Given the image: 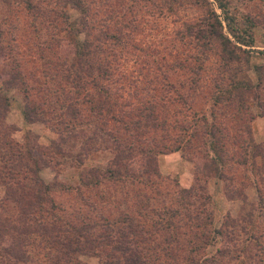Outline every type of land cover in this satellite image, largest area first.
<instances>
[{
    "label": "trees",
    "instance_id": "16d2710c",
    "mask_svg": "<svg viewBox=\"0 0 264 264\" xmlns=\"http://www.w3.org/2000/svg\"><path fill=\"white\" fill-rule=\"evenodd\" d=\"M132 1H157L168 14L193 5L202 9L199 17L182 20L177 39L182 41L183 57L165 65L167 70L185 75L179 88L166 85L174 88L193 115L190 128L182 129L186 139L190 141L203 126L204 155L199 172L187 187L179 188L177 208L161 207L162 216L154 213L155 217L144 215L139 220L126 213L111 219L99 214L96 222L82 213L74 220L61 214L63 210L51 196L53 190L70 188L57 179L60 165L80 169L77 190L96 185L100 178L143 185L146 177L157 174L156 154L180 147L148 145L147 134L167 131L155 112H160L159 103L173 100L165 93H150L147 100L136 97L137 102L121 100L124 87L114 78L121 40L117 33L92 25L91 9L96 0H0V264H83L80 258L85 255L96 257L99 264H264V224L247 212L242 218L225 215L217 228L212 227L207 208L210 197L204 184L213 175L227 182L222 166L264 159V143L254 142L250 136L249 122L255 115L249 113L239 124L244 139H240V151L235 155L234 143L222 133L225 127L214 119L220 106L235 109L240 116L252 105L260 110L264 107V65L248 63V50L253 46L251 29L256 24L244 15L243 27L236 25L227 0H214L221 18L206 7V0ZM99 5L106 6L102 0ZM19 18L28 31L27 39L37 49L43 76L54 85L47 90L41 86L38 92L43 91L44 96L58 92L56 107L51 108L44 98L39 102L31 99V87L17 57ZM258 53L264 59V51ZM209 59L217 64L208 79V121L192 106L203 86L201 73ZM251 69L255 81L246 74ZM135 86L130 95L139 94ZM180 88L185 93L181 94ZM13 91L22 97L23 119L50 126L57 139L42 145L29 131L15 139L16 128L5 122ZM99 153L109 155L104 167L84 165L88 157ZM45 168L53 171L50 182L40 175ZM227 186L229 183L225 191L236 195H230L231 199H245L242 190ZM182 227L188 228L190 238H186V252L179 255L172 247L179 241L175 234ZM215 243L214 252L206 254L205 249Z\"/></svg>",
    "mask_w": 264,
    "mask_h": 264
},
{
    "label": "rangeland",
    "instance_id": "374dc122",
    "mask_svg": "<svg viewBox=\"0 0 264 264\" xmlns=\"http://www.w3.org/2000/svg\"><path fill=\"white\" fill-rule=\"evenodd\" d=\"M102 1L105 2L106 6L99 5V0H96L92 7L91 23L95 29L104 30L107 33L114 32L120 37L121 57L118 60L114 78L124 87L121 100L123 98L126 99L125 101L137 102L136 97L147 100L150 93L156 95L165 93L173 101L171 103H159L160 112L156 110L155 114L160 117L168 129L164 132L158 129L147 134L150 139H146V141L150 140L148 145L165 144L168 147L178 146L180 148L175 151L161 150L160 153H157L155 158L157 174L146 177L144 180L146 184L143 185L139 183L130 184L126 180L111 181L100 178L96 185L89 188L81 187L80 190H77L75 186L78 183L80 169L78 171L72 165H60L57 179L70 188L53 190L51 196L58 208L63 210L60 213L70 220L77 219L79 213L90 215L91 219L96 222H99V214L111 219L126 213L139 220H143L144 215L155 217L154 213H159L162 216V206L169 209L178 207L180 202L176 200L180 198L179 188L187 187L190 184L193 177L199 172L203 161L201 158V155H204V146L201 145L202 140L205 139L203 126L200 128L201 132H197V135L190 141L186 139L187 135L182 129L186 126L190 128L193 115L189 113V110L183 106L173 92L174 88L178 87L184 78V72L171 71L165 68L166 63L171 62L174 58L181 59L183 57L182 41L178 42L177 39L183 28L182 20L199 17L203 12L196 5L168 14L159 8L157 1L148 4L144 2L135 3L132 0ZM227 1L229 2L228 13L236 25L243 27L244 15L249 16L256 24L251 29L253 46L248 50V63L252 67L264 65V59L258 53L264 51V3L261 0ZM206 2V7L212 8L221 18L214 0H206ZM22 20L19 18L15 34L19 48L17 57L20 61V68L24 72V78L31 87V99L39 102L44 98L51 108L56 107L58 92H45L46 96L43 95V91L38 92L42 87L47 90V86L54 87V85L47 77L43 76L44 69L37 58V49L30 42L31 40L27 39L26 32L28 31L23 27ZM226 33L229 35L227 31ZM216 64L217 60L215 59L207 61V69L201 73L203 86L199 90L200 93L195 96L192 106L204 113L208 121L210 120L208 104L211 91L208 79L214 71L210 69H214ZM242 70L245 74L244 66ZM121 74H124L125 78L121 79ZM246 74L252 81H255L252 69L248 70ZM166 83H171L174 88H169ZM262 83L264 85V75L262 76ZM134 84L139 94L130 95L129 93L134 90L131 89ZM127 92L128 94H126ZM179 92L185 93V89L180 88ZM11 95L5 122L16 128L14 131L15 139H19L26 131H29L30 136L32 135L42 145H46L50 139H57L58 136L51 130L50 126L41 122H26L21 113L23 100L20 93L13 91ZM261 109L252 105L248 112L242 116L239 113L237 115L235 109H227L223 106L217 107L214 111L215 121L225 127V131L223 130L222 133H226L229 141L234 143L232 149L234 155L240 151L237 147L241 142L240 139H244L240 134L239 124L245 117L248 119L249 113L255 115L249 122L250 136L254 142L264 143V107ZM259 111H263L261 116L257 115ZM108 157L109 155L102 153L92 154L84 165L104 167ZM220 169L224 176L229 179L227 182L214 175L207 180L205 179L204 182L210 197L207 208L211 211L212 227L217 228L225 215L242 218L247 212L252 213L254 221L264 224V159L256 158L254 164L231 163L222 166ZM40 175L44 181L50 182L53 171L50 168H45L41 170ZM228 183L227 189L242 190V194L245 195L243 201L240 197L230 198V195L234 194L225 191ZM196 206L197 204L194 209ZM150 208L153 210L151 211ZM187 230L188 228L182 227L175 234L179 241L174 243L172 247L174 253L181 255L186 252V238H190ZM262 242L264 244V241ZM216 247L217 243L213 247L206 248L205 253L214 252ZM80 259L83 264H99L94 256L85 255L81 256ZM231 263L245 264L242 261H232Z\"/></svg>",
    "mask_w": 264,
    "mask_h": 264
}]
</instances>
